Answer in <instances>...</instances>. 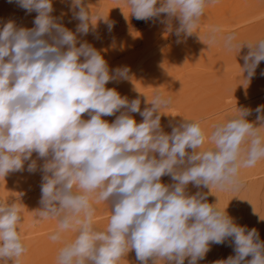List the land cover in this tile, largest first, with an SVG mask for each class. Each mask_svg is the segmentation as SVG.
Listing matches in <instances>:
<instances>
[{
	"label": "clouds",
	"instance_id": "9594fccd",
	"mask_svg": "<svg viewBox=\"0 0 264 264\" xmlns=\"http://www.w3.org/2000/svg\"><path fill=\"white\" fill-rule=\"evenodd\" d=\"M15 2L37 15L31 29L9 21L0 30V176L25 171L27 161V172L35 173L33 153L44 159L33 223L56 221L49 234L61 245L56 264H121L132 250L140 264H198L211 245L229 239L235 255L216 264H264V241L255 227L236 223L218 202L209 204L206 193L187 192L189 184L219 191L243 187L241 171L264 160V105L238 108L214 123L210 134L204 120L187 118L170 123L166 133L161 115L173 98L156 91L150 102L145 96L141 111L139 97L129 100L106 88L129 79V67L110 69L100 50L78 40L90 32L100 39L97 22L111 33L113 21L93 13L84 0H70L71 19L79 21L73 32L51 15L52 0ZM122 3L136 20L163 25L177 44L196 34L208 48L239 55L246 47L240 66L246 81L264 61V37L239 40L214 24L201 38L205 11L218 0ZM85 113L89 119L82 118ZM116 113L112 123L102 119ZM165 175L174 183H162ZM101 202L111 210L106 226L98 228L94 217ZM21 205L0 200V264H22L28 251Z\"/></svg>",
	"mask_w": 264,
	"mask_h": 264
},
{
	"label": "rangeland",
	"instance_id": "374dc122",
	"mask_svg": "<svg viewBox=\"0 0 264 264\" xmlns=\"http://www.w3.org/2000/svg\"><path fill=\"white\" fill-rule=\"evenodd\" d=\"M54 11L51 15L61 19L63 25L75 32L79 21L71 19L69 11L70 0H52ZM93 13L100 11L103 17L114 22L111 33L103 21L97 22L96 39L90 32L87 36L78 35L80 42L92 44L107 60L109 68L127 66L130 69L129 79L119 83L109 82L106 88H115L121 96L129 100L137 97L141 100V111L146 107L156 91L164 92L173 98V104L162 110L161 126L166 133L171 132L169 124H178L187 119L205 121V130L210 134L212 125L217 121L226 120L238 112V108L255 109L264 105V61L256 69L255 76L246 81V73H242V56L247 53L245 47L241 53L228 52L221 46L208 48L194 34L186 42L177 44L176 37L166 32L165 27L152 21L136 20L130 14V9L122 0H84ZM37 13H27L20 8L15 0H0V30L3 25L13 21L17 27L31 29ZM96 21L93 20V23ZM222 25L225 31L237 33L239 40H256L264 37V0H218L214 6L205 11L200 26V35L210 25ZM173 26H178L173 22ZM47 38V37H46ZM206 43V42H205ZM79 46V44L77 45ZM150 106V105H147ZM116 115L104 116L102 119L112 123ZM137 123L142 122L138 113L132 114ZM255 112L248 117L255 121ZM83 119H89L87 113ZM258 126V125H257ZM209 146L208 144L205 147ZM191 152V149H188ZM32 159L37 161L38 170L35 173L25 171L10 172L5 178L0 176V200L21 203L23 223L20 225L22 237L28 251L22 264H56L59 243L49 239V234L55 230L56 221L48 220L33 223L35 213L40 208V185L42 172L39 168L45 162L33 153ZM241 179L244 182L239 191H219L216 188L197 189L192 184L187 186V192L194 194L201 191L207 194L209 204L219 203L226 208L227 213L236 223L255 227L264 241V160L253 168L243 169ZM164 184L174 181L170 175L161 177ZM109 207V208H108ZM111 204L101 202L97 206L94 217L98 228L106 226L110 216ZM69 233V238L74 237ZM231 240L222 245H211L204 259L198 264H216L219 260L234 256ZM246 261L251 256L245 258ZM121 264H140L136 260L135 251H130ZM151 264V260L149 261ZM163 264V262H161ZM187 264V259L185 260Z\"/></svg>",
	"mask_w": 264,
	"mask_h": 264
}]
</instances>
